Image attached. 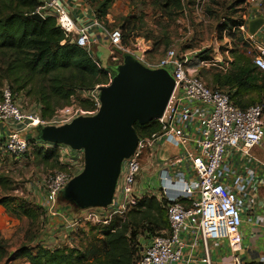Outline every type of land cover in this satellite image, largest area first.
<instances>
[{
  "label": "built area",
  "instance_id": "built-area-1",
  "mask_svg": "<svg viewBox=\"0 0 264 264\" xmlns=\"http://www.w3.org/2000/svg\"><path fill=\"white\" fill-rule=\"evenodd\" d=\"M255 2L249 0L247 3ZM259 5L264 9V3ZM36 13L45 18H54L57 27L70 39V43L91 55V36L86 29L77 27L66 0H42ZM225 33H243L245 41L253 43L250 51L252 63L264 73V46H257L254 42L257 33L250 34L247 18L242 16L241 23L225 30ZM122 40L121 31L111 32L110 42L114 45L111 63L119 66L123 63L124 55L141 52L142 57L138 61L148 69L167 71L175 81V90L164 116L156 120L161 125V132L146 140L140 139L135 153L123 162L112 205L79 211L80 214L77 218L73 217L74 220L109 226L113 219L125 218L128 213L136 210L143 199L136 194V187L145 170L144 160L156 158L160 143L177 145L179 154L160 164L163 167L157 174L161 183L160 202L166 210L169 226L151 236L146 245L137 246L134 264L180 263L186 247L185 232L202 243L208 264L211 263L210 241H227L235 254L241 248L242 215L256 174L251 168L241 175L236 174L229 160L231 153L250 157L251 151L263 142L264 103L241 109L234 104L227 88L210 87L196 73V69L202 66L228 65L230 60L226 62L225 58L232 51V46L227 39L229 45L224 55L217 45L213 59L202 62L192 58L191 54H180L176 49H168L162 57L151 59V47L146 46L144 39L132 50L121 48ZM93 93H96L92 101L94 112L83 111L74 104L57 111L50 120H45L41 106L28 110V101L7 83L1 89L0 123L6 127L7 135L3 143L0 142V153L20 161L35 147L46 149V146H53L38 143L39 139L36 143L31 142L26 134L46 126L67 125L79 117L94 116L101 103L99 89ZM58 147L61 148L58 149L61 168L50 172L46 184L51 210L60 200L61 192L83 172L85 166L83 151ZM153 168L149 165L148 171ZM231 176L234 177L233 185L230 182ZM117 193H120L118 200ZM56 214L67 223L73 219L70 216L65 218L66 214L59 211ZM233 264L245 263L234 255Z\"/></svg>",
  "mask_w": 264,
  "mask_h": 264
},
{
  "label": "trees",
  "instance_id": "trees-1",
  "mask_svg": "<svg viewBox=\"0 0 264 264\" xmlns=\"http://www.w3.org/2000/svg\"><path fill=\"white\" fill-rule=\"evenodd\" d=\"M93 2L97 3L96 19L107 25L108 7L113 0ZM41 5L42 0H0V71L12 83L11 87L16 93H23L42 106L45 120H50L57 111L74 104L83 111L94 112L93 102L82 99L79 93L108 86L111 75L87 51L71 44L70 39L57 27L54 18L47 17L44 22L32 19L31 16ZM122 38L123 44L126 43L127 37L122 35ZM244 58V55H240L237 60L238 69L224 76H213L216 87L231 90L234 86L241 89L252 86L251 77L257 68L250 62L244 64ZM231 98L241 109L264 103L262 100L242 107ZM134 128L138 135L144 133L147 137L161 132L158 121L147 126L136 124ZM31 142L36 143L37 140L31 139ZM58 148L35 147L34 151L46 167L56 169L61 168ZM9 184L8 177L0 173V187L5 188ZM0 206L18 220L29 217L35 221L38 218L36 210L19 197L7 195L0 199ZM116 219L101 229L100 234L104 238H99L86 251L66 247L49 249L38 244L23 246L17 251V258H25L30 264H134L137 249H133L128 233H136L137 228L142 226L147 233L155 235L169 226L166 210L154 197L143 198L137 209L126 215L125 220ZM8 247V240L0 235V256L7 257Z\"/></svg>",
  "mask_w": 264,
  "mask_h": 264
},
{
  "label": "rangeland",
  "instance_id": "rangeland-1",
  "mask_svg": "<svg viewBox=\"0 0 264 264\" xmlns=\"http://www.w3.org/2000/svg\"><path fill=\"white\" fill-rule=\"evenodd\" d=\"M87 1L95 12L97 3L95 4L93 0ZM248 1L113 0V3L108 7L111 23L108 22L107 25L104 24L103 26L109 32L119 30L124 37H127V40L125 38L126 43L123 44V41L121 43V48L125 50L134 49L137 43H141L142 39H144L146 46L151 47V52H149L151 59L162 57L168 49H176L180 54H191V57L197 59L199 62L210 61L213 59L217 45L219 46L220 53L224 55L230 42L233 45V49L236 48V44H241L239 46L241 50L243 49L246 56L251 58L248 44L243 43L244 40L242 38L238 37L237 34L225 33V30L231 29L234 25L241 23L242 14L253 4H248ZM255 1L257 2V0ZM108 41L110 48L114 50V45L111 44L110 40ZM196 70V73L210 87H216L213 76L220 75L216 67L202 66ZM109 74L111 75V73ZM111 80L112 76L109 83H111ZM7 83L10 86L12 84L8 79L4 78L3 72L0 71V102L1 89ZM79 96L82 99L93 101L96 93H93V91L82 92L79 93ZM24 97L26 98L25 95ZM35 104V101L28 98L27 109L35 110ZM139 138L146 140L150 137L141 133L139 134ZM2 141L4 140L0 139V142ZM53 146H46V149ZM161 149L162 147L160 146L157 148L156 158L154 159L156 161L155 170L153 168L151 171H146L148 163L147 159H145V170L142 175V177L145 176V179L155 174L156 177L153 183L157 186L161 184L159 175L157 176V174L163 167V165L159 166L160 159H163L166 154ZM161 153L164 154L161 155ZM57 169L59 168L52 169L46 167L43 161L36 157L34 149L29 150L26 157L20 161L3 156L0 153V173L6 175L10 183L8 187H0V199L7 195L24 199L36 210L35 214L38 216L35 221L29 217L18 220L12 218L3 207L0 209V235L2 237L6 235L9 242V247L7 248L8 255L5 258L0 256V264H26L22 258L18 259L15 253L23 246L31 247L44 244L45 248L53 247V249H56L66 247L86 251L91 245L99 241V238H104L102 233L100 234V231L108 225L97 224L92 221L86 222L85 220L77 222L73 218H77L80 214L77 211L75 213L70 212L73 214L66 213L65 218L68 216H70L69 218H73L72 220L69 219L68 223H65L70 234L67 240L55 237V242H47V238L53 233V228H57V225H60L57 220L61 223L63 220L56 213L66 206V202L60 198L56 207L51 210L50 199L46 190L50 172ZM141 181L142 178H139L138 184ZM147 195L150 198L152 197V194L149 195L148 193ZM119 198L120 193H117V200ZM70 206H72L71 203ZM125 218H117L116 221L125 220ZM53 219L55 221L54 224H52ZM72 224L75 226L71 227ZM135 232L128 233V238L131 241L133 249H137V246L140 244L146 245L147 240L153 236L152 233H147L142 226L137 228Z\"/></svg>",
  "mask_w": 264,
  "mask_h": 264
},
{
  "label": "water",
  "instance_id": "water-1",
  "mask_svg": "<svg viewBox=\"0 0 264 264\" xmlns=\"http://www.w3.org/2000/svg\"><path fill=\"white\" fill-rule=\"evenodd\" d=\"M31 18L46 20L40 13ZM263 24V20L251 22L250 34L255 35ZM141 57V52L123 56L111 83L99 88L101 106L94 116L38 130L41 143L84 153L83 172L61 192L62 200L77 211L112 205L122 164L139 144L135 125L147 126L161 119L170 103L175 90L173 77L165 70L144 67L138 61Z\"/></svg>",
  "mask_w": 264,
  "mask_h": 264
},
{
  "label": "crops",
  "instance_id": "crops-1",
  "mask_svg": "<svg viewBox=\"0 0 264 264\" xmlns=\"http://www.w3.org/2000/svg\"><path fill=\"white\" fill-rule=\"evenodd\" d=\"M66 1L69 4L70 13L77 27L86 29L91 36V56L95 61H97L101 68L107 70L112 76V74L116 72L118 65L113 64L110 61L112 49L110 48L108 40H110L111 32L103 26L104 24L100 23L96 19L95 12L87 0ZM260 3H264V0H257V3L255 2L250 5L246 9V12L242 14L243 17L245 16L247 18L248 25L256 20L264 21V9L260 7ZM114 6H116V4H114ZM110 18L111 15L108 14L107 20L109 23H111ZM237 36L244 39L243 33H240ZM254 40V42L257 43V46H264V24L263 28L257 32ZM243 43H247L249 50L252 51L251 46L253 43L246 42L245 39ZM231 46L233 47L232 43ZM236 46L237 48L235 50L232 48L228 57L225 58L226 62H228V59L230 60L227 66L212 67H216L218 70L217 72H219L222 76L239 68V61L237 60H239L240 55L245 56L244 64H249L250 62L253 65L252 58L246 56L243 49L241 50V47H239L241 44H236ZM251 78L253 79L252 86L243 87L242 89L234 86L231 90L227 88L231 92L233 99L242 107H249L264 100V73L257 69ZM23 96L24 95H22V97ZM23 98L28 101V97ZM38 106L41 105L36 103L35 107ZM187 134H190V131H187ZM6 135V127L0 123V139L3 140ZM26 136L29 139L35 140L39 137L38 131L36 130L29 131ZM159 146L162 147L161 150H164L166 153L165 157L160 159V164H163L165 160H168L170 155H178L180 152L177 145L171 146L166 143H160ZM163 154L164 153H161V155ZM250 155V157H247L243 154L231 153L232 157L229 160L230 166L236 174L241 175L248 168L253 169L256 174L255 180L250 188V197L246 200V207L242 215L243 225L240 230L242 235L241 248L234 254L227 241H210V264H233L234 255L239 256L241 261L245 264L264 263V140L259 146L251 151ZM155 162L156 161L153 158H147V172L149 165L155 166ZM144 177L145 176L140 177V179L142 178V181L139 182V184L137 182L136 194L141 198H146L150 197L147 195L149 193V195L152 194V197H156L158 202H160V200H162V195L159 193V186L153 183L156 175L153 174L145 179ZM230 182L233 185L234 177H230ZM65 204L66 206L62 207L60 212L65 214H73L70 212H77L76 208L72 204L71 205L73 207L70 206V203ZM1 208L2 207L0 206V209ZM54 222L55 221L53 219L52 224H54ZM57 222L60 223V225H57V228H53V233L47 238V242H55V237H59L62 240H67L69 237L70 234L68 232V227L65 225L67 222H64V220H62V223L59 220H57ZM3 237L8 240L6 235H3ZM184 239L186 241V247L184 249L183 260L177 264H208L202 243L195 241V237L189 234V232L184 233ZM42 246L45 247L44 244H42ZM49 248L53 249V247ZM15 253H17V251ZM22 260L26 262V264H30L27 259L22 258Z\"/></svg>",
  "mask_w": 264,
  "mask_h": 264
}]
</instances>
